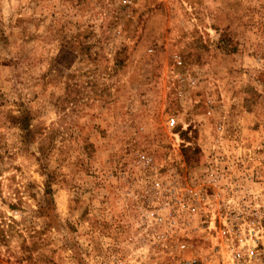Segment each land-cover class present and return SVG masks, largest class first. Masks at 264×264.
Masks as SVG:
<instances>
[{
	"label": "rangeland",
	"instance_id": "374dc122",
	"mask_svg": "<svg viewBox=\"0 0 264 264\" xmlns=\"http://www.w3.org/2000/svg\"><path fill=\"white\" fill-rule=\"evenodd\" d=\"M174 173L264 205V0H0V264H141Z\"/></svg>",
	"mask_w": 264,
	"mask_h": 264
},
{
	"label": "built area",
	"instance_id": "2783aa9c",
	"mask_svg": "<svg viewBox=\"0 0 264 264\" xmlns=\"http://www.w3.org/2000/svg\"><path fill=\"white\" fill-rule=\"evenodd\" d=\"M177 119L167 121L174 131ZM149 166L152 158L138 156ZM155 176L142 209L141 264H264V205L217 198L198 181ZM217 194V195H216ZM238 200V199H237Z\"/></svg>",
	"mask_w": 264,
	"mask_h": 264
}]
</instances>
